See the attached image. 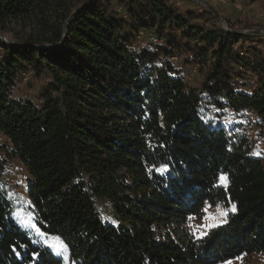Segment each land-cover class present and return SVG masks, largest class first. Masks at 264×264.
Here are the masks:
<instances>
[{"label":"trees","instance_id":"16d2710c","mask_svg":"<svg viewBox=\"0 0 264 264\" xmlns=\"http://www.w3.org/2000/svg\"><path fill=\"white\" fill-rule=\"evenodd\" d=\"M208 15L173 0H0V31L22 26L0 39V132L28 179L16 195L0 162V264H220L264 252V158L240 122L248 111L264 122V51L229 20L198 23ZM140 31L164 44L132 50ZM176 49L205 67L202 87L169 61ZM32 71L50 77L39 105L12 95ZM207 204L236 209L199 237L189 220ZM21 209L67 251L23 228Z\"/></svg>","mask_w":264,"mask_h":264},{"label":"rangeland","instance_id":"374dc122","mask_svg":"<svg viewBox=\"0 0 264 264\" xmlns=\"http://www.w3.org/2000/svg\"><path fill=\"white\" fill-rule=\"evenodd\" d=\"M176 6L181 10H195L199 13L203 12L204 9L214 11L218 13L219 18L215 15H208L206 18L201 19L196 22L204 23L207 27L218 26L227 29L228 20L241 31H244L252 36L253 40L248 41L244 44L246 48L252 45L258 47L264 51V0H173ZM121 9L118 4L115 7ZM121 12L125 13V9L122 8ZM129 20L128 17L125 18ZM14 29L12 32L0 31V35L8 38L12 41L14 35L19 31H22V26L15 24L12 26ZM143 32V34L141 33ZM149 32L140 31L134 34L132 40V50L140 51L143 48H148L154 50L156 46L163 45L164 40L159 38L158 42L149 41ZM139 42H145V46H141ZM194 45V43H193ZM235 45L240 46L241 44L236 43ZM1 52V47H0ZM176 54L169 58V61L174 65V68L180 70L184 75L186 81L195 87H202L204 81L203 71L205 67H199L197 65H192L190 62L185 60L187 53L183 51L180 53L179 49H176ZM165 59L164 53L159 56V61ZM50 77L48 75H37L35 72L19 73L18 84L13 89L12 95L17 99L30 100L35 104H40L41 93L45 90ZM256 83V82H255ZM253 85V84H250ZM258 116L256 113L247 112L245 118L240 120L244 124L245 132L249 134L251 138L254 139L256 144V152L259 153L264 158V122L258 124ZM10 143L7 138L0 132V162H3L6 169L4 173L5 184L12 188L13 192L21 197L26 195V184L27 171L19 161L11 159L8 155V148ZM104 210H107L106 205L102 206ZM226 210L221 205H209L205 207V214L202 218H190L189 227L194 232L196 236L205 235L209 229L208 225H219L225 222L226 216L221 215V213ZM15 217L19 224L27 229L31 234L42 241L47 246L57 245L58 239L54 237H47L41 233L37 226L33 223L32 215L28 209H21L15 212ZM210 217H215L211 219ZM29 221V226H24L21 221ZM54 252L58 253L54 248ZM65 252H60L59 254H64ZM220 264H264V252L254 253L248 256H239L234 259L225 261Z\"/></svg>","mask_w":264,"mask_h":264},{"label":"snow or ice","instance_id":"6c2138e0","mask_svg":"<svg viewBox=\"0 0 264 264\" xmlns=\"http://www.w3.org/2000/svg\"><path fill=\"white\" fill-rule=\"evenodd\" d=\"M220 180L226 182V181H227V178H226L225 176H221V177H220ZM235 209H236V206L233 204V205L231 206V209L224 210V211L221 213V215L226 216L227 213H228V211H235ZM210 218H211V219H215V217H210ZM21 223H22L24 226H29V221H27V220H22ZM215 226H216V225H208V227H215ZM49 247H50V248H54V249L58 252V254H59L60 252H66V251H67V246L63 243V241H59V240H58V244H57V245H49Z\"/></svg>","mask_w":264,"mask_h":264},{"label":"built area","instance_id":"2783aa9c","mask_svg":"<svg viewBox=\"0 0 264 264\" xmlns=\"http://www.w3.org/2000/svg\"><path fill=\"white\" fill-rule=\"evenodd\" d=\"M141 33L143 34V32H141ZM149 33L150 34H149V38L148 39H149L150 42L155 43V42L159 41V37L156 35V33L154 31H150ZM139 43H140L141 46H145V42H139ZM233 47H234V49L238 48L237 45H233ZM249 82H250V84L254 85L256 81H255V79L250 78Z\"/></svg>","mask_w":264,"mask_h":264},{"label":"water","instance_id":"95a60500","mask_svg":"<svg viewBox=\"0 0 264 264\" xmlns=\"http://www.w3.org/2000/svg\"><path fill=\"white\" fill-rule=\"evenodd\" d=\"M214 13H215V15L219 18L218 13H216L215 11H214ZM232 32L235 33V31H232ZM0 39H4L6 42L12 43V41L8 40V38L3 37V36H1V35H0Z\"/></svg>","mask_w":264,"mask_h":264}]
</instances>
